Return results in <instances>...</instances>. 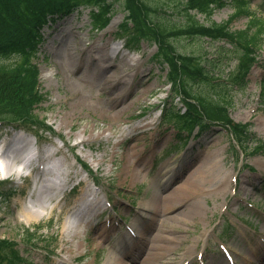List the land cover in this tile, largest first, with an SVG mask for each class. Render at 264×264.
Here are the masks:
<instances>
[{"label":"rangeland","instance_id":"1","mask_svg":"<svg viewBox=\"0 0 264 264\" xmlns=\"http://www.w3.org/2000/svg\"><path fill=\"white\" fill-rule=\"evenodd\" d=\"M111 1L115 2L116 12L100 32L92 29L90 14L85 9L58 19L42 30L44 41L34 63L39 69L40 91L46 101L37 112L61 138L42 134L46 139L38 141L41 136L38 134L35 138L29 131L30 140L38 142L52 156L47 161V174L43 179L33 171L21 187L6 181L0 183V192L21 190L22 194L16 193L9 200L0 197V239L17 243L19 251L29 256L33 264H60L59 255L78 264H118V259L126 264H138L145 255L131 252V248L139 249L141 244L135 242L127 252H115V239L109 238L103 227L106 215L101 213L100 203L92 211L88 208L86 190L91 180L79 169L77 157L97 173L98 197L101 199L107 192L118 212L123 217L130 216L128 223L135 225L149 248L160 243L167 246V264H181L198 250H205L208 264H217L214 255L218 250L214 243L221 234L238 264H264L261 257L264 250V153L236 158L229 135L218 130L209 133L199 147L197 142H190L193 151L184 148L180 153L173 152L177 139L173 131L161 135L166 126L159 124L157 108L168 100L170 89L166 70L149 60L156 51L154 46L142 42L135 50L121 51L118 56L136 65L137 70L129 68L116 81H111L109 75L106 77L107 63L94 61L91 67H83L80 72H73V66L62 67L66 45L72 37L68 29L60 30L68 22H71L73 35L84 41L85 46L79 49L92 44L97 50L107 41L108 49L97 50L96 57L102 60L107 54L112 55L110 49L115 37H119L124 13L119 10V0ZM147 1L153 5L170 4V0ZM251 7L264 20V3L252 0ZM165 9L167 13L160 16L178 23L182 15L178 7ZM231 13V7L224 6L216 9L210 20L221 23ZM197 18L206 24L210 22L202 16ZM246 23L245 17L239 18L232 23V29H243ZM174 46L181 53L206 52L205 58L217 66L212 72L223 71L220 73L223 80L237 64L235 52L222 50L223 47L231 50L224 42L181 38L175 40ZM258 54L260 62L251 70L247 86L241 90L230 89L229 113L236 122H250L252 132L264 141V93H261L264 86L263 81L259 82L260 78L264 80V37ZM192 88L194 93L202 90L201 85H192ZM142 110L149 111L148 116L138 119ZM5 130L8 129L0 127V134ZM4 158L0 160L2 165ZM202 164L205 173L200 176L198 189L180 193L174 200L177 192L173 189L182 186L190 173ZM182 165L186 169L180 180L174 182L173 178L181 175ZM14 167L15 164L9 170ZM52 170L59 172L62 183L81 181L82 185L71 194L60 191L52 195L48 190L39 195L43 185H50L49 181L54 178ZM235 176L237 183L234 184L231 178ZM70 187L68 183L60 189L67 192ZM38 199L44 208L40 207ZM28 210L34 211L35 217H24ZM37 225L42 226L38 231L40 238L51 241L53 256H47L44 249L26 245L23 228L33 230Z\"/></svg>","mask_w":264,"mask_h":264},{"label":"trees","instance_id":"2","mask_svg":"<svg viewBox=\"0 0 264 264\" xmlns=\"http://www.w3.org/2000/svg\"><path fill=\"white\" fill-rule=\"evenodd\" d=\"M71 0H0V118L10 121L23 120L28 122L33 118L31 107L38 99L33 94L36 69L31 63L37 42L40 40L39 29L46 23L47 15H52L59 8L65 7ZM79 5L93 6L94 23L103 27L111 11L107 0H75ZM224 0H186L183 9L187 23L182 27L164 26L154 22L153 15L157 7L151 6L146 0H124L123 7L127 10V19L132 23L133 34L137 39L149 38L158 44L159 53L169 65V79L173 89L181 92L194 102H186L188 112L185 116L169 114L178 124V128L191 130L195 125H202L203 118L209 122H219L228 127L236 140L242 146L249 139L248 125L233 123L227 115V101L224 98L214 99L210 79L198 59L177 53L171 39L184 36H207L210 38H228L237 40L243 46L239 60L238 71L233 81L242 82L250 64L254 61L255 53L247 50L248 44L255 46L259 36L264 32L261 22L257 24L256 34L250 41L245 39L242 32L232 33L226 23L204 26L200 24L190 10L196 9L210 16L211 6H222ZM235 15L247 14L248 6L244 1H233ZM188 81L205 83L212 93L193 94L187 87ZM220 93V92H217ZM258 144L255 150L262 148ZM10 244L0 241V264H19L20 259L9 248Z\"/></svg>","mask_w":264,"mask_h":264},{"label":"bare ground","instance_id":"3","mask_svg":"<svg viewBox=\"0 0 264 264\" xmlns=\"http://www.w3.org/2000/svg\"><path fill=\"white\" fill-rule=\"evenodd\" d=\"M71 26H72L71 22H68L67 24H64V27L60 30L63 32L65 29H68V33H70L72 37L70 38V41H69L70 43L66 45L65 62L61 64L64 69H66V67L73 66L72 71L76 72L77 70H80L82 67H90L91 64L97 59L98 62L100 63H104V64L107 63L105 67L106 69H109V70L107 71L106 77L109 75L111 81H116L120 75L126 74V71L129 68H134L137 70V67L135 65L126 62V60H124L123 57L121 59H118L116 56L113 57V56L106 55L105 58L102 60L97 58L96 51H94V49L91 46L92 44H90L89 46H86L82 50L79 49V46H82V47L85 46L84 41L82 37L73 35ZM103 48H106V45H103L100 49H103ZM3 157L7 158L8 160L7 155L3 154L0 157V159ZM10 171L11 170H9V167H3L1 174H8ZM204 173H205V170H204L203 164L199 166V168H197L196 170L192 171L190 175L183 181V183L181 184L182 186H178L173 189L174 192H177L175 195H173L174 200H175V197H177L178 194L180 193L183 194L184 192L186 193V191L191 192L193 190L198 189L200 176L203 175ZM179 180L180 179H178L177 181ZM45 191L46 190L42 189V192L40 193H43ZM37 202L41 208L45 207V205H42V202H40L39 199L37 200ZM172 202L174 201L172 200ZM83 216H84V213H82L81 218ZM24 217H26L27 219L35 217L34 211H30V210L25 211ZM147 247L148 246H146L145 256L142 258V260H139L138 264H167L168 263L169 257H167L168 256L167 250H166L167 246H163L160 243L151 248H147ZM118 264H126V263L122 259H118Z\"/></svg>","mask_w":264,"mask_h":264}]
</instances>
